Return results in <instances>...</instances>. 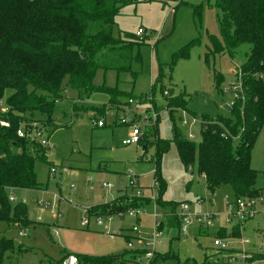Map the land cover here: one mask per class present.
<instances>
[{"label":"rangeland","instance_id":"1","mask_svg":"<svg viewBox=\"0 0 264 264\" xmlns=\"http://www.w3.org/2000/svg\"><path fill=\"white\" fill-rule=\"evenodd\" d=\"M214 2L180 0L175 9H169L172 5L160 0H139L123 6L115 18L114 37L134 34L141 28L145 34L144 43L133 45L132 54L137 58L131 61L130 71L104 73L100 70L94 79L96 85L104 82L117 90L116 101L119 103L114 108L122 111L115 115L109 110V97L105 93H93L88 99L79 100L75 92L68 90L64 98L55 104L52 123L45 124V117L29 121L39 123L43 138L47 140L45 161L36 159L34 163L38 188L7 191L8 196L16 197L11 202L10 217L14 215L13 208L24 198L27 220L31 223L27 228H19L15 227L17 222L13 226L0 221V233L12 240L15 247L3 264H52L65 253L96 257L141 249L139 238L148 241L151 237L154 210L163 214L167 213V209L150 202L140 208L141 214L137 217L127 215L125 210L130 201L132 203L133 199H137L139 192L143 198L157 197L156 181L165 184L161 200L174 202L170 204L173 208L176 206V210L180 203H189L192 212L215 214L219 223L208 227L203 225L204 231L200 233L199 225H194L185 235L177 233L174 223L163 226L161 243L157 247L160 253L155 257L165 254L171 258L153 260L152 264H178L174 258L177 256L181 264L185 261L189 264L202 262L205 256L210 257L216 250L213 239L215 235H220L223 227L226 236L219 237L230 248L264 255V203L257 201L253 218L239 226L240 236H231L234 223H227L224 218L227 210L224 197L227 196L230 201L234 199L231 188L222 186L210 194L203 177L197 173L196 165L185 169L172 143L171 116L182 137L192 133L195 144L201 140L199 121L203 115L209 116L212 121L218 116L232 118L231 112L223 106L235 102L229 83L236 79L234 73L245 61L249 46H240L233 58L227 52L206 56L211 49L209 36L220 38V13L213 6ZM202 4L201 12L195 14L194 7ZM192 41L195 42L183 54ZM218 74L224 77V81L216 88L215 75ZM261 79L264 83V72ZM163 91H168V95L164 96ZM174 96L182 106L168 107L173 110L170 114L165 105L167 99ZM128 98H133L136 104H129ZM0 103L6 106L2 100ZM153 106L158 113L156 132L153 127L147 126L140 143L122 145L121 141L128 136L131 127L120 124L119 118L128 113L134 114L135 110L137 114L150 115ZM182 111L187 113L184 116L187 125L180 122ZM190 115L197 118V123L192 126ZM93 117L95 120L103 119L105 125L96 127ZM29 139L35 143L40 141L32 135ZM157 139L169 143L168 150L161 155L157 152ZM232 139L235 149L240 133ZM28 153L35 156L30 146ZM51 166L57 169L65 167L67 171L51 176ZM250 166L257 171L256 187L260 189V196H264V124L253 145ZM88 179L91 180L88 182ZM105 183L113 187L105 189L102 187ZM71 185L75 186L74 191L70 190ZM55 196L70 199L72 203L56 201L53 208L51 205ZM33 200H42L50 207L39 206ZM117 200L119 202H115ZM111 202L127 207L122 216L112 214L111 221L104 219L97 224L96 215L100 213H94L96 215H89V225L81 226L79 206L93 209ZM176 210L165 214L168 220L174 217L173 212L176 217ZM22 230L24 235H21ZM128 238L131 247H128ZM141 261L144 263L143 255Z\"/></svg>","mask_w":264,"mask_h":264},{"label":"trees","instance_id":"2","mask_svg":"<svg viewBox=\"0 0 264 264\" xmlns=\"http://www.w3.org/2000/svg\"><path fill=\"white\" fill-rule=\"evenodd\" d=\"M138 1L0 0V100L10 109L2 115L9 121V127L0 126V221L13 226L17 222L15 227L19 228L28 227L31 222L27 220L24 203L19 202L10 217L11 201L7 191L38 188L34 163L36 159L45 161V147L28 138H19L16 134L19 127H28L35 117H45V124L52 123L55 104L68 90L75 92L79 100L93 93H105L110 109L119 103L116 89L104 82L96 85L94 79L100 70L104 73L131 70V61L137 58L132 54L133 45L144 43L145 38L139 40L135 33L114 37L113 29L120 9ZM202 6L194 7L195 14L201 12ZM213 6L220 13V38L209 36L211 49L206 56L227 52L233 58L240 46H249L239 68L245 98L231 106L232 118L218 116L212 121L203 115L201 119L205 124L201 126V140L197 144L182 137L171 116L172 143L185 169L196 165L210 194L222 186H229L234 198L254 199L260 196V189L256 187L257 171L251 168L250 157L264 124V83L261 79L264 72V0H215ZM194 42L187 45L183 54ZM223 81L222 75H215L216 88ZM176 99L175 96L167 99L166 108L182 106ZM73 109L77 110L75 104ZM169 112L171 114L172 110ZM239 133L240 140L233 149L232 138ZM156 145L158 155L169 148L167 141L159 139ZM28 146L35 156L28 153ZM164 190L165 184H158L157 197L161 206L166 204L161 200ZM135 201L130 202V206H136ZM115 202L97 205L90 213L112 214L127 208ZM178 221L174 217L167 223L178 226ZM219 232L222 238L226 236L224 229ZM231 236H240L239 224L234 225ZM14 248L12 240L0 233V264ZM128 253L78 257L87 264H127L131 260L125 258ZM259 257L264 260V255ZM160 258L171 257L163 254L154 261ZM195 264L219 263L204 259Z\"/></svg>","mask_w":264,"mask_h":264},{"label":"built area","instance_id":"3","mask_svg":"<svg viewBox=\"0 0 264 264\" xmlns=\"http://www.w3.org/2000/svg\"><path fill=\"white\" fill-rule=\"evenodd\" d=\"M165 1L167 4H171L172 8L169 9H175V7L180 3V0H161ZM144 31L141 28H138L135 32V36L138 37L139 40H141L144 37ZM234 73V72H233ZM236 79L230 81L229 83V89L234 93L235 96V102L237 101H244V89L241 82V72L240 69H237L234 73ZM164 95H168L167 91L163 92ZM127 102L129 104H136V101L133 98H128ZM234 102V103H235ZM234 103H232L230 106H232ZM9 108L7 106L3 107L2 103H0V126L2 127H9V121L5 118H2V115H5L7 113V110ZM158 113L152 108V112L150 115L148 113L145 114H131V115H124L121 118H119L120 124H127L131 127L129 135L122 139L121 144L122 145H132L140 143L144 134V130L147 126H151L156 122V119L158 117ZM183 116L180 119V122L182 125H187V120L184 118V116L187 114L185 111H182ZM190 126L197 123V118L193 115H190ZM95 120V118H94ZM92 120V121H94ZM95 126L96 127H103L105 125V122L103 119H96L95 120ZM200 125H204L205 122L200 119ZM38 122H32L28 127H19L16 130V134L19 138H30L32 135L33 138H39V143L43 146L47 144V140L43 138V132L42 129H40ZM194 138V135L192 133H188L186 139L191 140ZM67 169L65 167H61L60 169H57L54 166H51L49 169V174L51 176H54L57 172L63 173L66 172ZM155 187H158V182L156 181L154 183ZM105 189H110L113 187L110 183H105L102 185ZM70 190L74 191L75 186L71 185ZM9 200L11 202H14L16 200V197L13 195L8 196ZM153 200L156 199V195H153L151 197ZM62 200L63 202L72 203L70 199H64L62 196L57 197L55 196L52 207L54 208V205L56 201ZM224 200L227 204V210L225 212V220L227 223H234V224H243L246 220L251 219L255 214V208H256V202H262L264 203V196H258L256 198L248 199V198H234L232 201L228 199L227 196L224 197ZM37 205L43 206L45 208H49L50 205H45V203L40 201L33 200ZM21 203H26V200L24 198L20 199ZM78 209L82 213V219H81V225L82 226H88L89 225V215L91 214L92 207H82L79 206ZM125 213L132 217H137L141 214V210L139 207L137 208H128L125 210ZM52 214H55L54 209H52ZM124 212L119 213V215H123ZM96 215V214H93ZM97 224H101L104 219L107 221L111 220V215H96ZM179 218V231L181 234H187L189 229L193 225H205V226H211L213 223H219V220L215 214L211 213H198V212H192L190 209V206L188 203H180L179 204V211L177 214ZM165 221V215L153 213V230L151 233V237L148 241H143L139 238V242L143 246V257H144V263L141 261V258L136 255L133 259L129 260L127 264H150L152 259L155 256L157 247L161 243L160 236L161 231L160 227L163 225ZM109 236L112 237L108 232H106ZM24 231H21V235H24ZM132 243L128 241V247H131ZM213 246L216 249L217 254L221 256L219 259V264H264V260L259 259L256 257L255 254L246 253L242 250H236L233 248H230L228 243H225L222 238L220 237H214L213 240ZM52 264H87L83 261H81L77 254L74 253H65L63 256H61L60 259L55 261Z\"/></svg>","mask_w":264,"mask_h":264},{"label":"crops","instance_id":"4","mask_svg":"<svg viewBox=\"0 0 264 264\" xmlns=\"http://www.w3.org/2000/svg\"><path fill=\"white\" fill-rule=\"evenodd\" d=\"M168 5V4H167ZM88 99V98H87ZM139 105V104H138ZM152 108H154V110L156 109L154 106L152 107ZM232 108V107H231ZM109 110H112V111H114V113H115V115L119 112V111H117L115 108H111V109H109ZM168 110H170V109H168ZM173 111V110H172ZM135 113H136V110H135ZM134 113V114H135ZM131 114H133V113H128L127 115H131ZM158 115V114H157ZM95 118V117H94ZM157 120H158V117H157V119H156V122L153 124V125H151L150 127H154L155 125V127L157 128ZM130 132V131H129ZM144 134H145V131H144ZM128 135H129V133H128ZM145 136V135H144ZM185 138V137H184ZM191 141V140H190ZM144 150H146V147L144 148ZM191 167H189L188 169H190ZM130 174V173H129ZM131 175V174H130ZM201 177V176H200ZM91 179H88V182L90 181ZM88 188H91V186H88ZM10 190H12V191H15V190H20V191H22V190H31V189H10ZM33 190H36V189H33ZM136 197H137V199H133V200H137L138 201V203H137V205L136 206H133V208H137V207H139V208H141V207H143V206H145L146 204H148V203H150V202H153V203H156L157 205H159L161 208H163V209H167V213H163V215H165V214H171V213H169V212H171V210L173 209V210H176V206L173 208L172 207V205L173 204H170V203H174V202H167V201H163L164 203H166L164 206H161L160 204H158V199H157V197H156V199L155 200H153L152 198H143V197H141V192H139L137 195H136ZM132 200V201H133ZM131 202V201H130ZM186 203V202H185ZM189 204V203H188ZM130 207V206H129ZM128 207V208H129ZM178 210H179V205L177 206V210L175 211L176 212V217H177V219L179 220V218H178V216H177V214H178ZM124 211V210H123ZM123 211H117L116 213H112V214H119V213H121V212H123ZM153 213H157L156 212V210H154V212ZM112 214H109V213H107V214H99V215H102V216H105V215H111V217H112ZM172 215H174V217H175V214H174V212L172 213ZM173 217V218H174ZM253 218V217H252ZM167 220H168V215H165V221H164V223H163V225L160 227V231L162 232V229H163V226H167V225H169L170 226V224H168L167 223ZM170 220H172V219H170ZM111 221V220H110ZM174 222V221H173ZM175 223V222H174ZM178 223H179V221H178ZM213 225V224H212ZM235 225V224H234ZM82 226V225H81ZM202 226L203 225H199V228H198V232L200 233V232H203L204 231V229H202ZM205 226V225H204ZM240 226V225H239ZM84 227V226H83ZM177 227V233L178 234H181L180 233V231H179V225L178 226H176ZM194 227V225L191 227V228H193ZM207 227V226H206ZM190 228V229H191ZM189 229V230H190ZM222 229H224L225 230V227H223ZM183 235H185V234H183ZM214 237H216V235L214 236ZM219 237V236H218ZM221 238V237H220ZM214 240V239H213ZM128 241H130V239L128 238L127 239V242ZM141 244V243H140ZM142 245V244H141ZM160 245V244H159ZM143 251V246H142V248L141 249H137L136 251H130L127 255H125V258H127V259H133L134 257H136V255L138 256V257H140L141 258V256H142V252ZM139 252V253H138ZM157 253H160L158 250H156V253H155V256L157 255ZM256 255V257L257 258H259V259H261V257H259L261 254H255ZM155 256H154V258L152 259V261L150 262V264H152V262H153V260L155 259ZM177 256V255H176ZM178 262V264H181L180 262H179V259H178V256L177 257H174ZM221 258V256L219 255V254H217V252H216V250L215 251H213V253H211V256L210 257H208V256H205V259H206V261L207 262H213V263H220L219 262V259ZM187 260V259H186ZM129 261V260H128ZM204 261V260H203ZM186 263H190V262H188V261H185L183 264H186ZM196 263V261L195 262H191V264H195Z\"/></svg>","mask_w":264,"mask_h":264},{"label":"water","instance_id":"5","mask_svg":"<svg viewBox=\"0 0 264 264\" xmlns=\"http://www.w3.org/2000/svg\"><path fill=\"white\" fill-rule=\"evenodd\" d=\"M223 108H224L226 111H228V112H231V111H232L231 106L228 105V104L224 105ZM144 148H145V147H143V150H144Z\"/></svg>","mask_w":264,"mask_h":264}]
</instances>
